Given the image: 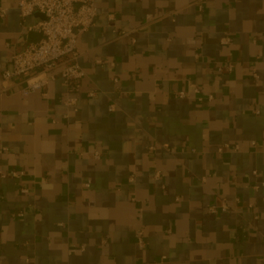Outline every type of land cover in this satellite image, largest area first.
I'll use <instances>...</instances> for the list:
<instances>
[{
    "label": "crops",
    "instance_id": "0c3cea01",
    "mask_svg": "<svg viewBox=\"0 0 264 264\" xmlns=\"http://www.w3.org/2000/svg\"><path fill=\"white\" fill-rule=\"evenodd\" d=\"M18 2L0 0V264H264V0H97L76 106L61 77L3 80L41 37Z\"/></svg>",
    "mask_w": 264,
    "mask_h": 264
},
{
    "label": "built area",
    "instance_id": "2783aa9c",
    "mask_svg": "<svg viewBox=\"0 0 264 264\" xmlns=\"http://www.w3.org/2000/svg\"><path fill=\"white\" fill-rule=\"evenodd\" d=\"M97 0H19L17 8L23 29L36 30L41 34L37 42H31L24 48L12 53L8 66L2 72L4 81L13 78H24L26 85L21 89L24 95L35 91L44 90L53 80L61 77L66 85L64 103L68 106H76L75 93L81 89L85 70L82 68L78 50L79 36L89 30L97 17ZM9 7L0 4V16L7 15ZM37 13L43 15L30 20ZM230 38L225 36L221 39L224 44L229 43ZM227 67L232 69V64ZM257 77V74H255ZM199 92L198 88H195ZM47 95V91H44ZM90 96L94 91L89 92ZM188 92L181 90L180 97H186ZM214 96L209 94L208 100ZM231 146L225 144L219 151H227ZM99 158V151L95 152ZM23 171H13V177H20ZM4 176V174L2 173ZM160 177V172H155V178ZM257 188H259L257 186ZM222 209L228 208L222 204ZM216 211V207L210 209ZM140 247H144L143 236L138 239Z\"/></svg>",
    "mask_w": 264,
    "mask_h": 264
},
{
    "label": "water",
    "instance_id": "95a60500",
    "mask_svg": "<svg viewBox=\"0 0 264 264\" xmlns=\"http://www.w3.org/2000/svg\"><path fill=\"white\" fill-rule=\"evenodd\" d=\"M37 15H40V16H42V17H43V15H42V14H40V13H37Z\"/></svg>",
    "mask_w": 264,
    "mask_h": 264
}]
</instances>
